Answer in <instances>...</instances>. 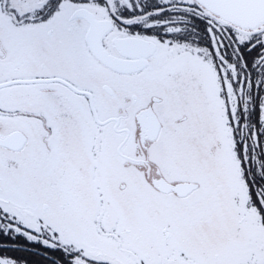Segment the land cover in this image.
Returning a JSON list of instances; mask_svg holds the SVG:
<instances>
[{"label": "snow or ice", "instance_id": "6c2138e0", "mask_svg": "<svg viewBox=\"0 0 264 264\" xmlns=\"http://www.w3.org/2000/svg\"><path fill=\"white\" fill-rule=\"evenodd\" d=\"M264 264V0H0V264Z\"/></svg>", "mask_w": 264, "mask_h": 264}, {"label": "trees", "instance_id": "16d2710c", "mask_svg": "<svg viewBox=\"0 0 264 264\" xmlns=\"http://www.w3.org/2000/svg\"><path fill=\"white\" fill-rule=\"evenodd\" d=\"M29 261V264H48L47 260L43 258V253L40 250L30 248L28 251L19 253Z\"/></svg>", "mask_w": 264, "mask_h": 264}]
</instances>
